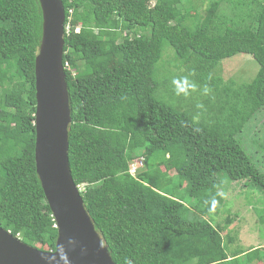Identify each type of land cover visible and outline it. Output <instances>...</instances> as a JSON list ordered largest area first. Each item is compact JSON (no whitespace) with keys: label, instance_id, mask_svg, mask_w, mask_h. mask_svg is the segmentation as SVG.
Here are the masks:
<instances>
[{"label":"trees","instance_id":"1","mask_svg":"<svg viewBox=\"0 0 264 264\" xmlns=\"http://www.w3.org/2000/svg\"><path fill=\"white\" fill-rule=\"evenodd\" d=\"M61 1L69 166L113 262L264 264V247L229 256L232 238L203 218L223 205L221 173L264 191L238 139L264 109V0ZM41 35L39 0H0V226L50 251L57 228L35 166ZM239 53L258 69L225 80L221 62ZM184 77L196 87L177 96Z\"/></svg>","mask_w":264,"mask_h":264},{"label":"water","instance_id":"2","mask_svg":"<svg viewBox=\"0 0 264 264\" xmlns=\"http://www.w3.org/2000/svg\"><path fill=\"white\" fill-rule=\"evenodd\" d=\"M39 2L42 35L34 63L35 166L56 223L57 240L55 250H41L0 226V264H115L84 207L69 166L64 6L61 0Z\"/></svg>","mask_w":264,"mask_h":264},{"label":"rangeland","instance_id":"3","mask_svg":"<svg viewBox=\"0 0 264 264\" xmlns=\"http://www.w3.org/2000/svg\"><path fill=\"white\" fill-rule=\"evenodd\" d=\"M153 2L154 0H151V3ZM207 2L208 0H203L199 8H205ZM192 13L195 12L192 10ZM166 50H170L167 44L164 45V53ZM252 60L249 55L236 54L221 62L218 73L225 80H249L246 77L254 74L259 67L257 62ZM253 121L245 125L238 139L253 164L264 170V109L256 113ZM132 164L134 173L136 169L144 167L143 158L135 159ZM218 180L217 192L223 197V205L217 213H209L203 218H207L214 226L222 227V235L226 240L228 237L232 238L228 244V252L264 247V191L246 179L232 181L224 173L218 175ZM188 203L190 215L193 216V212L197 211L193 207L195 202L193 200ZM227 218L232 219L231 223Z\"/></svg>","mask_w":264,"mask_h":264},{"label":"clouds","instance_id":"4","mask_svg":"<svg viewBox=\"0 0 264 264\" xmlns=\"http://www.w3.org/2000/svg\"><path fill=\"white\" fill-rule=\"evenodd\" d=\"M71 11H72V9H69L68 13L71 14ZM64 12H65V9H64ZM65 19H66V16H65ZM68 19H70V16L68 17ZM70 29H71V24H70V22H67V24L64 25V33L65 32L68 33L70 31ZM79 29H80V26L76 27L74 30H75V32H77V31H79ZM65 65H67V64H65ZM64 70H65V66H64ZM172 83L176 86L175 87V94L177 96H179L181 94H183L184 96H188L189 90H194L196 87L195 84L191 83L187 77H184L182 80H175L174 79L172 81ZM209 91H210V89L207 86H205L203 89L204 94L207 95L209 93ZM198 107H203V105H198ZM195 131H200V129L197 128V129H195ZM131 172H132V169H131ZM77 187H78L79 191L81 192V190L84 188V184L77 185ZM54 226L56 227V223ZM16 237H18V235H16ZM50 251H53V250H50ZM126 264H131V261H126Z\"/></svg>","mask_w":264,"mask_h":264},{"label":"crops","instance_id":"5","mask_svg":"<svg viewBox=\"0 0 264 264\" xmlns=\"http://www.w3.org/2000/svg\"><path fill=\"white\" fill-rule=\"evenodd\" d=\"M230 223H231V222H230ZM250 248H251V247H250ZM239 251H242V250H239ZM243 251H247V249H245V250H243ZM229 253H231V252H229ZM228 255L230 256V255H232V254H228Z\"/></svg>","mask_w":264,"mask_h":264}]
</instances>
